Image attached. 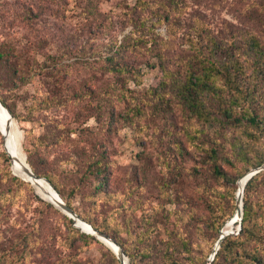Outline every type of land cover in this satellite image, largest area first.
<instances>
[{
    "label": "rangeland",
    "instance_id": "obj_1",
    "mask_svg": "<svg viewBox=\"0 0 264 264\" xmlns=\"http://www.w3.org/2000/svg\"><path fill=\"white\" fill-rule=\"evenodd\" d=\"M145 2L0 0V96L29 166L118 242L129 264H208L235 212L238 179L264 165V0ZM167 13L169 22H156ZM147 31L167 40L168 72L145 67L138 84L121 88L99 57L113 39L133 43ZM195 54L213 63L207 117L189 111L173 88ZM149 57L142 51L139 59ZM242 114L255 123L234 119ZM254 177L245 223L253 234L242 238L264 257V169ZM0 179L10 208L0 230L20 231L0 238V264H122L13 172L1 132ZM11 243L19 248L10 251Z\"/></svg>",
    "mask_w": 264,
    "mask_h": 264
},
{
    "label": "trees",
    "instance_id": "obj_2",
    "mask_svg": "<svg viewBox=\"0 0 264 264\" xmlns=\"http://www.w3.org/2000/svg\"><path fill=\"white\" fill-rule=\"evenodd\" d=\"M142 2L144 5L147 4L145 2L146 0H138V2ZM171 19L170 13H167L163 17L156 18V22L160 20H164L166 22H169ZM132 34V33H131ZM130 34L131 37H133ZM126 38L120 39V40H114L111 41L113 49L109 50L106 55L100 56L99 59L102 60V66L101 69L104 74H110L112 77H115L114 83L120 85L121 88H123L128 82L133 81L135 84L139 83V79L142 75V69L145 67L148 68H155L158 67L162 70H165L168 72V63L167 60L169 58L167 57V40L165 38L158 36L157 34H151L149 36L148 31L139 33L138 37H135V40L133 43L126 42ZM134 38V37H133ZM252 44L255 47H259L260 44L257 39L254 37H251ZM160 42V43H159ZM202 44V41H199ZM213 43L214 41L211 40ZM138 43L145 44L143 47L140 46ZM147 43H149V46L146 47ZM140 46V47H139ZM140 51V52H139ZM150 52L151 58L148 59H139L140 53ZM10 57H16V50L13 49L9 53ZM3 52L0 51V58L3 56ZM8 55V56H9ZM154 58V59H152ZM185 65L189 64L188 67L181 71L183 74L179 79L176 78L173 82V88H175L178 95H181L180 99L182 100L183 104L186 106V108L191 111L196 116L202 117V116H209L206 112L207 108V101L209 97L211 96L212 91V84L214 76L212 65L210 61V57L205 54H195L192 55L189 60L185 61ZM184 65V66H185ZM173 74V73H172ZM206 92V93H205ZM205 93V95L203 94ZM1 103L9 109L4 99L0 96ZM9 111H11L9 109ZM223 115L230 119L233 117V113L230 111V109L224 108L222 111ZM234 119L237 122H240L242 120H247L248 122L255 123V118L250 116L246 117V115L242 114L240 116H235ZM5 158L7 160H10V158L4 153ZM29 162V161H28ZM32 171L40 177H45L48 179V181L53 185V187L58 191L55 184L52 182V180L45 174L39 172L37 169H35L31 164ZM30 167V168H31ZM259 173V172H258ZM256 173V174H258ZM255 174V175H256ZM253 175L246 183L244 187V202L242 204L243 207V217L241 221V229L240 232L237 235H227L225 238L221 241L220 247L217 250L214 259L211 264H264V257L255 252V251H247L246 247H244V240L243 236L249 232L247 229V226L245 225L246 222L250 219V205L248 202V195H249V187L251 186L252 181L254 180ZM244 176V175H243ZM242 177V176H241ZM240 177V178H241ZM17 179L15 177H12L11 180ZM0 179V183H1ZM8 190L0 189V227L6 226L9 224V213L10 208L8 205H4L1 203L4 193H7ZM68 206H70L69 203L66 202ZM48 206L52 207L50 203H47ZM236 210V209H235ZM55 212L59 213L58 210H55ZM234 213V212H233ZM233 214L231 215V217ZM65 217L69 223H72V219H68L66 217V214L63 216ZM87 223L90 224L89 221ZM93 228L100 231L96 226L92 225ZM9 226L6 229L0 230V238L5 239L6 241H10V237H18L20 231L15 228V225L11 224L10 229H8ZM104 233V232H102ZM106 234V233H104ZM251 234H253L251 232ZM80 236H85L83 233H79ZM220 235V234H219ZM219 238V236H218ZM217 238V239H218ZM118 243V242H117ZM10 251L17 250L19 246L17 244L11 243L10 245ZM2 251H6V249H3ZM7 252H3L0 256V261L4 263L5 261V255ZM114 253V252H113ZM115 254V253H114ZM131 262V259H130ZM249 262V263H247Z\"/></svg>",
    "mask_w": 264,
    "mask_h": 264
},
{
    "label": "bare ground",
    "instance_id": "obj_3",
    "mask_svg": "<svg viewBox=\"0 0 264 264\" xmlns=\"http://www.w3.org/2000/svg\"><path fill=\"white\" fill-rule=\"evenodd\" d=\"M0 131L5 133L4 138V147L7 149V151L12 156V169L15 174L20 176L21 178L27 179L26 181L30 182V178L27 176L25 172L26 167V159L24 156V153L21 148V133L18 129L17 123L12 120L10 124L7 122V114L3 108L0 106ZM32 185L35 187L36 191L45 199H51L53 201H56L55 197L53 196L52 190L47 186L45 182L42 180H34L31 179ZM245 187V179L244 176L238 179L237 181V189L236 193L238 194V198L241 194V191L244 190ZM57 202V201H56ZM242 201L237 200L236 202V210L231 217L227 221V223L222 227V232H230L234 231L233 228L235 224L240 220V217L238 215V211H242ZM76 224L85 231H90L89 227L79 221L76 222ZM107 246L112 247L113 249H116L111 243L105 242ZM126 264H129L126 262Z\"/></svg>",
    "mask_w": 264,
    "mask_h": 264
},
{
    "label": "water",
    "instance_id": "obj_4",
    "mask_svg": "<svg viewBox=\"0 0 264 264\" xmlns=\"http://www.w3.org/2000/svg\"><path fill=\"white\" fill-rule=\"evenodd\" d=\"M0 106L1 108H3L7 114V122L10 124V122L13 120V117L10 113V111L8 110L7 107H5L1 101H0ZM1 132V135L3 136V138H5V133H3L2 131ZM5 151L9 154V156L11 157V163H12V156L11 154L7 151V149L4 147ZM25 156V155H24ZM25 159H26V156H25ZM264 169V165H262L261 167L257 168V169H254V170H251L249 171L248 173H246L244 175V179H245V185L247 183V181L253 176L255 175L256 173H258L260 170ZM13 170V169H12ZM25 172L27 174V176L30 178V182L32 183L31 179H34V180H42L43 182H45L47 184V186L52 190L53 192V196L55 197L56 201H53V200H49V199H46L47 201H49L51 204H53L55 207H57L58 209H60L64 214H66L69 218H71L74 222V225L76 227H78L80 230H82L77 224L76 222L79 221L85 225H87L89 227V230L90 231H85V230H82L83 232L85 233H88V234H91L93 236H95L97 239H99L101 242H103L106 246L107 244L105 242H109L111 243L116 249H113L112 247H109L107 246L109 249H111L115 255L117 256V258L119 259V261L122 263V264H126V262H128V258L125 256V254L121 251L119 245L112 239H110L107 235H105L104 233L102 232H99L97 231L95 228H93L91 226V224L87 223L86 221H84L83 219H81L74 211L73 209H71L63 200L62 198L60 197L59 193L57 192V190L53 187V185L48 181V179H46L45 177H40V176H37L33 171L32 169L30 168L29 164L26 162V167H25ZM24 180H27L25 178H22ZM242 196H243V190L241 191V194L238 198V194L236 193L235 194V197H236V202L237 200L239 201H242ZM243 203V202H242ZM242 210H243V207H242ZM238 215L240 217V220L239 222L241 221V218H242V211L239 210L238 211ZM231 219V218H230ZM227 223V222H226ZM225 223V224H226ZM224 224V225H225ZM240 230V225L238 226L237 228V231ZM235 231H230V232H222V230H220V235H219V238L217 239L216 243H215V246H214V249H213V252L212 254L210 255V258H209V262L208 264H211V261L213 260L217 250L219 249L220 247V243L221 241L225 238V236L227 235H230V234H234Z\"/></svg>",
    "mask_w": 264,
    "mask_h": 264
}]
</instances>
